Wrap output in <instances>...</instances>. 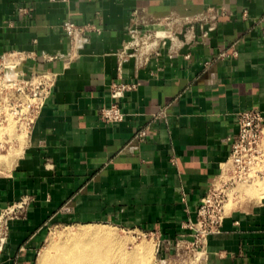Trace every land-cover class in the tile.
Listing matches in <instances>:
<instances>
[{
	"label": "crops",
	"instance_id": "crops-1",
	"mask_svg": "<svg viewBox=\"0 0 264 264\" xmlns=\"http://www.w3.org/2000/svg\"><path fill=\"white\" fill-rule=\"evenodd\" d=\"M142 17L175 33L143 60L123 52ZM68 20L100 32L74 47ZM16 52L24 76H57L0 173V212L27 199L0 264H36L62 221L148 233L165 258L193 238L186 225L231 153L239 113L264 115V0H0V62ZM115 81L135 87L118 100L124 120L107 123ZM256 189L229 207L201 264H264Z\"/></svg>",
	"mask_w": 264,
	"mask_h": 264
},
{
	"label": "built area",
	"instance_id": "built-area-1",
	"mask_svg": "<svg viewBox=\"0 0 264 264\" xmlns=\"http://www.w3.org/2000/svg\"><path fill=\"white\" fill-rule=\"evenodd\" d=\"M68 1V0H61ZM156 23L160 24V21ZM152 23L142 17L135 19L129 27L130 39L125 45L123 52H127L139 59L142 56L143 48L148 47L146 55L158 53L161 47L167 44L168 39L175 38V33L166 29H161V24L157 29L150 27ZM62 27L70 43L74 47H82L88 41V32L100 29H89L74 21H65ZM215 24H211L209 29H213ZM208 30L204 31L207 35ZM237 54V50L232 51ZM18 57L19 62L12 66L2 65L0 68L6 70L0 73L2 81L1 91L13 89L18 93L17 99L12 103V113L18 118L21 125L31 126L38 113L44 106L46 99L51 93L55 84L57 74L54 72H42L26 77L21 72L22 55L19 52L13 53ZM222 55H226L222 53ZM135 84L125 82H113L111 85V96L114 101L109 106L101 109V117L107 123H114L124 120L125 113L118 102L125 93L134 88ZM142 136L146 135L143 131ZM264 179V115L261 111L250 109L241 111L238 115V131L233 136L231 153L224 163L222 171L216 181L213 182L209 191L203 196L195 219H190L187 227L193 231V245L201 248L207 242L210 234L220 232L227 214V206L232 202L237 194V188L244 183H253ZM27 199H23L5 209L14 207H24ZM0 246V256L3 252Z\"/></svg>",
	"mask_w": 264,
	"mask_h": 264
},
{
	"label": "rangeland",
	"instance_id": "rangeland-1",
	"mask_svg": "<svg viewBox=\"0 0 264 264\" xmlns=\"http://www.w3.org/2000/svg\"><path fill=\"white\" fill-rule=\"evenodd\" d=\"M18 62V57H15L14 55H8L1 63L4 66L10 67ZM5 71L6 70H4V67L3 69L0 68V73H4ZM1 85L2 81L0 80V89L2 87ZM17 96L18 93H16L13 89L8 88L3 91L0 90V173L5 167H7V165L11 164L13 158L19 154L20 148L23 145V143L20 142H12L17 136L19 137L17 138L18 140H20V138L23 140V135L26 131L11 110L10 105H12L13 101L17 99ZM256 183H264V179L253 183H244L239 185L237 188L236 197L232 202L229 203L227 209H229V207H231L234 202L235 204L238 201L240 202L243 198L242 195L244 192L255 196L252 193V189H256ZM242 186L244 189L241 188ZM261 187H264V184H262ZM6 208L0 212V246H3V251L8 244L12 223L22 217L27 210L26 205L24 207H14L5 211ZM97 225H101L102 227L104 226L103 228L112 230L114 236L116 235L115 237L117 240L122 243V247L120 246V248H127L126 250L133 252H135V250L138 248L144 250V260L141 264H201L202 254L198 253L197 251H200V249L193 245L194 237H188L177 241L175 244H173V248L172 246L170 248L172 249L170 251L171 254L165 258L160 253L159 241L157 239H153V236L148 233L137 231L130 227L72 223L67 221L53 223L49 226L47 238L41 246L36 264H39V258L40 255L42 256L43 251L51 248L50 244L61 243L67 239L69 234L87 227L95 228ZM53 251L55 250L53 249Z\"/></svg>",
	"mask_w": 264,
	"mask_h": 264
},
{
	"label": "bare ground",
	"instance_id": "bare-ground-1",
	"mask_svg": "<svg viewBox=\"0 0 264 264\" xmlns=\"http://www.w3.org/2000/svg\"><path fill=\"white\" fill-rule=\"evenodd\" d=\"M146 53H148V47L143 48L142 60L146 57ZM262 184L264 183H256V188H260ZM103 227L101 225H97L95 228L87 227L69 234L67 239L61 243L54 244L51 242V248L48 246L49 249L44 250L42 256L40 255L39 264L142 263L144 260V250L138 248L133 252L126 250L127 248H120V246L122 247V243L117 240L112 230Z\"/></svg>",
	"mask_w": 264,
	"mask_h": 264
}]
</instances>
